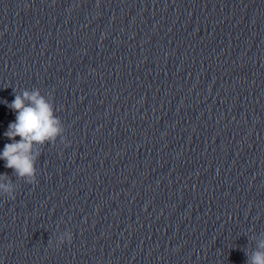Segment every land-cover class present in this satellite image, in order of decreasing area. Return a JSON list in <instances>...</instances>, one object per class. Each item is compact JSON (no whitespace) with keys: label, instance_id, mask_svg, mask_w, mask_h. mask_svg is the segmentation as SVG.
I'll return each mask as SVG.
<instances>
[{"label":"clouds","instance_id":"clouds-1","mask_svg":"<svg viewBox=\"0 0 264 264\" xmlns=\"http://www.w3.org/2000/svg\"><path fill=\"white\" fill-rule=\"evenodd\" d=\"M14 100L3 103L14 110L16 117L10 122L4 136L12 142L4 146L0 159L5 161V167L13 170V175L26 184H36L37 162L46 144L55 145L58 138L66 142L65 127L56 115L54 99L49 93L42 94L39 88L23 89L19 92L13 89ZM20 137L17 141L15 138ZM18 185L7 174H0V196L15 199ZM71 231H64L56 237V243L63 245L71 243ZM256 241L254 249L245 248L246 264H264V234L252 237ZM51 243V240H49Z\"/></svg>","mask_w":264,"mask_h":264}]
</instances>
